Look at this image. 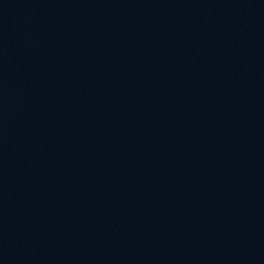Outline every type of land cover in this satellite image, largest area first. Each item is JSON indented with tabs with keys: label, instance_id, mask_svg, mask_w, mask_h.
<instances>
[{
	"label": "water",
	"instance_id": "water-1",
	"mask_svg": "<svg viewBox=\"0 0 264 264\" xmlns=\"http://www.w3.org/2000/svg\"><path fill=\"white\" fill-rule=\"evenodd\" d=\"M0 264H264V0H0Z\"/></svg>",
	"mask_w": 264,
	"mask_h": 264
}]
</instances>
